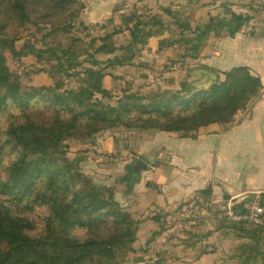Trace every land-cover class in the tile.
Returning a JSON list of instances; mask_svg holds the SVG:
<instances>
[{
  "label": "trees",
  "instance_id": "1",
  "mask_svg": "<svg viewBox=\"0 0 264 264\" xmlns=\"http://www.w3.org/2000/svg\"><path fill=\"white\" fill-rule=\"evenodd\" d=\"M85 5V0H0V264H121L130 254L138 262L148 260L145 264L164 263L162 251L153 256L152 242L175 221L170 223L168 214H156L153 219L160 221V228L149 240H141L128 203L129 209L117 199L115 185H98L79 159L69 156L71 143H89L90 150L100 135L120 129L186 139L212 126L226 131L264 88L260 76L245 66L222 71L205 66L219 75V82L207 88L190 85L187 72L181 74L201 56L211 37L234 38L250 24V14L235 12L229 4L206 11V21H196L197 10L190 8H148L132 25L89 39L67 30L75 26ZM120 9L115 6L107 24L80 20V33L108 30ZM28 24L54 26L42 46L28 44L20 51L16 40ZM59 39L65 43L58 44ZM154 39L159 50L175 49L160 72L170 84L147 93L131 90L129 79L119 84L124 76L113 72L116 67H151L139 57ZM119 49L123 54H114ZM8 53L41 63L39 68L23 66L30 85H24L11 67ZM108 79L114 84L111 88L106 86ZM139 158L145 166L146 158ZM136 160L121 178L126 195L142 179ZM210 188L202 190L199 199L211 195ZM228 195L224 194L226 202L232 197ZM260 204L264 207V194ZM237 212H247L246 205L238 204ZM226 218H215L218 238L223 239L219 234L227 228L225 235L233 234L239 241L227 260L264 264V234L260 236L247 220ZM195 229L200 245L213 235L199 237ZM207 248L200 254L213 253Z\"/></svg>",
  "mask_w": 264,
  "mask_h": 264
},
{
  "label": "crops",
  "instance_id": "2",
  "mask_svg": "<svg viewBox=\"0 0 264 264\" xmlns=\"http://www.w3.org/2000/svg\"><path fill=\"white\" fill-rule=\"evenodd\" d=\"M145 1L149 2L150 0ZM200 1L204 3L215 2L216 4L210 7H197L189 6L187 0H154V4H149L148 7L180 6L197 10L196 21H200L202 18L206 21V11L219 8L225 4L231 5L235 12L250 14L252 20L242 32L234 38L227 36L222 38L211 37L209 45L201 56L191 61L195 64L194 68L208 69L205 66H210L217 70H228L237 66H245L254 74L260 76L264 86V8L259 6V3L264 0ZM118 13H126V10L120 9ZM145 14L140 17H144ZM157 42L156 39L152 40L144 49L139 60L160 69L176 52L173 46L159 50ZM113 85L108 79L106 86L111 88ZM244 116H246V119L241 124L227 132L217 130L215 126H212L209 129L202 130L201 134L195 139L172 138V144L171 142L165 143L164 146L168 145L166 150L174 154L170 162L177 163L181 161V165L172 167V164H170V173H168L166 178L168 182L163 188H161L162 172L160 170L162 163L158 162L157 159L158 157H167L170 154L166 152L164 155H157L155 152L152 155V158L157 163H152L151 160L150 165L147 164L149 168L147 172L148 178L142 177L141 187L135 188L131 195L132 197L135 194L140 195L141 198L138 201L140 203L145 201L149 205L148 208L143 209L139 221L137 220V213L134 214L140 225V232L142 223L151 222L154 225V229H158L155 226L156 220L153 219L155 214L148 215L145 213L149 208H154L158 212L157 214L162 213V211L167 214L175 206L179 212L181 210L182 213L180 215L183 218H188L190 215L195 217V214L214 211L215 203H219V200H213L212 197H208L207 200L205 199L206 202H204L199 199V193L208 186L211 187L210 190L213 196L220 191L222 192V189L224 194L264 192V88L259 102L250 106ZM110 138L112 137L107 139ZM98 148L99 146L97 145L92 146L95 151ZM95 151L88 158L93 160L96 155ZM196 203H202L204 205L203 208L196 209ZM130 209L132 210L133 208L130 207ZM170 217L172 219L173 216L170 215ZM191 217L189 219L196 225L195 228H198V230L202 228L205 218ZM194 219L196 222H194ZM171 231L169 230L168 232L171 233ZM167 235L169 234L166 232L161 235L165 242H167V239L164 236ZM213 236L200 242L204 244L215 241L214 243L218 244V246L219 244L225 246L223 239L213 238ZM192 239L194 240L189 243H197L198 237L192 236ZM158 249L156 252L159 251ZM208 249L212 248L209 247ZM169 252L171 253V251ZM217 253H197L195 259L197 262H201L206 256V259L209 257L214 259L218 255ZM212 264H216V261Z\"/></svg>",
  "mask_w": 264,
  "mask_h": 264
},
{
  "label": "rangeland",
  "instance_id": "3",
  "mask_svg": "<svg viewBox=\"0 0 264 264\" xmlns=\"http://www.w3.org/2000/svg\"><path fill=\"white\" fill-rule=\"evenodd\" d=\"M86 5L84 7L83 11H80L77 23H75V26L72 29H67L71 35L76 37H81L84 39H89L94 36H98L101 34H104L107 31H112L116 28H125L128 25H132L137 17L143 16L145 13H147V9L149 8V4H154V0H150L149 2H146L145 0H85ZM259 6H263L264 8V1H261L259 3ZM122 6V9L126 10V13L119 14L117 13L116 16L113 19V23L109 25V29L105 31L96 30L92 32H86V33H80L78 22L80 20L85 21L87 24H95L99 22V24H107L109 18L112 16L113 9L115 6ZM54 25H39L34 26L32 24L26 25L23 29H21L19 33V37L16 40V45L18 50H25L26 45H35V46H42V41L44 39L45 34L47 33V30L52 28ZM123 39H121L122 41ZM46 42H50V40H46ZM65 43V40L59 39L58 44ZM210 43V41H209ZM124 51L117 50L114 54H123ZM106 57V56H105ZM8 62L11 65V67L17 72V74L21 77L24 85L28 83L26 81V76L24 74L27 72L26 69L23 68V66H27V64H32L33 67H40L41 63H37V60L33 57V60H31L30 57H21V58H14L12 54L8 53L7 55ZM28 62V63H26ZM34 62V63H32ZM38 64V66H37ZM191 65L194 66V62H190V67L187 68L188 71L184 70L181 74H185L189 77V70L191 68ZM163 66L159 68H155L153 65H151L150 68L141 67V66H118L115 69H113V72L117 74L118 76H124L120 81L119 84H122L125 79L132 80L130 89L133 91H139L141 93H147L151 90L157 89L159 87H166L170 84L169 79H166L167 77L164 75H161L160 72ZM32 70V69H29ZM222 71V70H219ZM187 79V78H186ZM109 85V83H107ZM124 85V83H123ZM260 99V98H259ZM259 99L254 102V104H257L259 102ZM246 111L240 112L238 116L236 117V122L228 128L225 132L231 130L233 127H236L237 125L241 124L244 119H246V116H244V113ZM108 137H112L110 139H107ZM172 138L180 139L181 137L172 135V134H165V133H147L146 131L141 130H128V129H120L119 131H110V133H103L100 135L97 139V146H99L98 150L95 151V149L89 150V143H81V142H73L71 143V151L69 153V156L72 159H79L81 168L87 172L89 175H91L94 179V181L98 185H115L113 186L115 190L117 191L116 197L119 199L122 204L125 206V203H128V207H132L131 210L134 214L137 215V220H140V216L142 214L143 209L148 208L149 205L143 201L139 202L138 200L141 198L140 195H134L132 194L126 195L125 188L126 186L122 183V176L126 172V166L129 164H134L135 160V168L136 171L140 173L142 171V177L148 178V170L149 168L146 166L148 163H157V161L152 158V155L156 152V154L164 155L166 152H168L170 155L167 157H158V162L162 163V167H160L161 170V188L166 185L167 175L170 173L169 167L170 164H172V167L174 165H181V161L172 163L170 162L173 159V155L171 151H167L166 147L168 145H165L167 142H171ZM172 144V142H171ZM84 150V151H83ZM92 150V151H91ZM86 151H90L87 153ZM96 153L94 159L88 158L92 155L91 152ZM91 154V155H90ZM145 157L147 160L146 165L144 166L143 162L139 157ZM174 162V161H173ZM147 167V168H146ZM146 168V169H145ZM145 169V170H144ZM159 170V171H160ZM141 179V177H140ZM141 180L137 182L134 186V188H140L141 187ZM222 186V185H221ZM222 188V187H221ZM229 197H236L237 201L242 202V204H249L243 201V196L248 194L251 195V200L253 202L257 201L261 203V199L263 198L264 192H242V193H228ZM226 196V195H225ZM208 197H212L213 200H219V203H215V207L213 208L214 211H211L209 213L205 212L203 214H195V217H191V215L188 218H183L180 214L182 213L178 211L177 207L171 208V211H168V215L173 216L171 219L175 221L174 226H170L167 230H164L161 235H163L165 232L169 235L164 236L165 239H167V242L163 241L164 238L161 235L156 236L154 241L152 242V246L154 247L153 256L156 255V250L162 251L164 253V263L162 264H212L214 261H216V264H233L229 262L228 256L231 251V249L239 243L238 240H235L233 237V234L225 235V232L228 231L227 228H224L219 235L223 236L224 244H216L215 241H210L207 243H204L202 245L198 243H189L192 239L193 233H195V224L191 222L189 219L196 218L198 216L199 219L205 218V221L202 223V228L197 230V235L199 237L207 235L209 232H212L213 238H218V233L214 230V222L215 218H226L225 215V208L224 205L226 203V199L224 198V191L222 189V192H218L214 194V196L211 194ZM207 197V198H208ZM231 197V198H232ZM206 198V199H207ZM134 199V200H133ZM129 201V202H128ZM132 201V202H131ZM135 201V202H134ZM205 201V200H203ZM131 202V203H130ZM139 202V203H136ZM200 204V209L203 208V204ZM131 205V206H130ZM182 206V205H180ZM36 212L41 213L42 209H37ZM148 215L157 214L158 212L154 208H149L147 210ZM164 214V211H162ZM166 214V213H165ZM229 220L228 218H226ZM231 221V220H229ZM194 222L195 219H194ZM233 222V221H231ZM169 224V223H168ZM166 224V226L168 225ZM251 224V223H250ZM155 226L159 229L160 228V221H156ZM256 232L261 236L264 234V224L262 225H253ZM176 228V229H175ZM154 225L151 222L148 223H142L141 224V232L140 237L141 240L146 241L147 239L151 238L153 236L152 231L154 232ZM172 230L171 233L168 231ZM158 230H155V232ZM217 233V234H216ZM211 236V237H212ZM225 236V237H224ZM162 237V238H161ZM228 237L229 239H227ZM226 238V239H225ZM204 240V239H202ZM208 240V239H207ZM144 243V242H142ZM160 244V245H159ZM206 244V247H204ZM138 245V244H137ZM136 245V246H137ZM212 249H208V248ZM207 248L210 252H218L217 256L204 257V260L202 259L201 262H197L195 259V256L197 253H200L202 250ZM171 251V253L169 252ZM150 255V253H149ZM146 258L149 256L146 255ZM206 259V260H205ZM148 261V260H147ZM146 261V262H147ZM153 262V260H151ZM146 262H138L137 256L130 254L128 258L121 264H145ZM155 264V263H154Z\"/></svg>",
  "mask_w": 264,
  "mask_h": 264
},
{
  "label": "built area",
  "instance_id": "4",
  "mask_svg": "<svg viewBox=\"0 0 264 264\" xmlns=\"http://www.w3.org/2000/svg\"><path fill=\"white\" fill-rule=\"evenodd\" d=\"M210 201V200H209ZM242 202L237 201L236 197L229 198L226 202L225 213L229 220L240 222L247 220L248 222L254 225H262L263 221V214H264V207L257 201L253 202V204H245L247 212H237V205ZM196 209H200V204H195Z\"/></svg>",
  "mask_w": 264,
  "mask_h": 264
},
{
  "label": "water",
  "instance_id": "5",
  "mask_svg": "<svg viewBox=\"0 0 264 264\" xmlns=\"http://www.w3.org/2000/svg\"><path fill=\"white\" fill-rule=\"evenodd\" d=\"M188 74L189 77L187 76L186 81L190 85H194L198 88H207L219 82V75L216 72L206 68H193L189 70ZM250 197L251 195H244L243 201L249 204H253V200H251Z\"/></svg>",
  "mask_w": 264,
  "mask_h": 264
}]
</instances>
